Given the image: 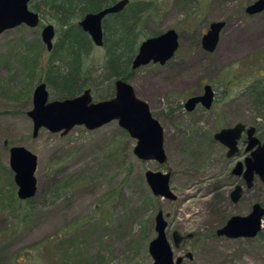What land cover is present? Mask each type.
<instances>
[{"label":"rangeland","instance_id":"1","mask_svg":"<svg viewBox=\"0 0 264 264\" xmlns=\"http://www.w3.org/2000/svg\"><path fill=\"white\" fill-rule=\"evenodd\" d=\"M255 1L201 0L199 5L194 0H134L148 4V38L168 29L181 35L177 55L166 66H144L127 81L164 129L165 164L140 160L133 152L138 141L116 120L92 131L77 126L68 135L41 128L35 138L27 112L33 109L34 90L44 83L50 58L42 27L21 25L0 35V264L15 262L24 249L61 233L62 245L44 247L31 264H154L149 245L157 237L160 211L168 222L175 259L186 264H264V229L251 240L216 236L230 218L250 215L256 203L264 206L259 178L244 189L239 204L232 202V191L242 183L232 169L245 160L246 143L239 144V156L228 159L227 148L214 138L238 123L257 127L248 88L264 83V12L245 13ZM219 20L227 25L216 51L209 54L201 38ZM42 24L58 28L48 17ZM232 47L236 51L231 54ZM105 61L104 47H94L86 60L95 103L105 100L101 96L113 99L116 92L110 87L114 80L101 77ZM206 85L215 89L212 108L201 105L189 113L185 104ZM47 89L49 101H58ZM258 136L264 143V132ZM15 146L38 157V193L29 205L12 202L18 194L10 168ZM148 171L172 173L170 187L177 200L154 196L146 182ZM175 231L186 237L180 248L174 244ZM72 234L79 236L76 243ZM19 262L24 264L25 258Z\"/></svg>","mask_w":264,"mask_h":264},{"label":"water","instance_id":"2","mask_svg":"<svg viewBox=\"0 0 264 264\" xmlns=\"http://www.w3.org/2000/svg\"><path fill=\"white\" fill-rule=\"evenodd\" d=\"M30 2L31 0H0V35L21 25L31 29L41 26V16L30 10ZM129 3L130 0H121L97 13H88L78 22L82 30L91 36L96 47L104 46L103 20L109 15L120 14ZM263 10L264 0H258L248 6L246 13L252 16L262 13ZM224 26L225 22L222 21L212 23L209 32L202 37V48L207 53L216 51ZM41 35L43 44L51 52L57 36L55 25L45 24ZM179 46V34L174 29L147 38L139 47L138 54L132 62V69L138 70L151 64L166 66L167 62L177 55ZM114 87L116 92L113 99L102 100V102H94L91 88L76 98L49 101L47 84L40 83L34 90L33 109L27 112L34 124V137L37 138L41 128L50 130L52 133L68 135L70 130L77 126L84 125L92 131L116 120L124 131L126 130L133 139L138 141L133 152L140 160L167 163L164 129L159 120L153 117L149 104L137 97L135 88L125 80H116ZM214 99L213 86L206 85L203 93L200 96L191 97L185 106L189 113L196 110L199 105L210 110ZM244 134L247 136L245 147L247 157L244 161H238L232 169V175L241 177L244 181V184H238L231 193V200L235 204H239L238 202L244 196L245 186L251 187L255 178H259L264 184V144L256 136L255 127L247 128V125L241 123L235 124V127H225L214 135L215 140L227 148V158L233 159L240 155L239 144ZM37 167L38 157L28 148L15 146L10 149V168L15 174L17 196L22 201L34 198L38 193V181L35 178ZM145 174L146 182L154 196L170 201L177 200V196L170 187L172 173L148 171ZM155 218L157 237L149 245L154 264H186L183 258H174V250L167 239L168 222L163 211L158 212ZM263 223L264 206L256 203L250 215L230 218L224 227L218 229L216 236L251 240L260 236L264 229ZM173 239L175 247L180 248L186 237L175 231ZM188 257L192 258V255L189 254Z\"/></svg>","mask_w":264,"mask_h":264},{"label":"trees","instance_id":"3","mask_svg":"<svg viewBox=\"0 0 264 264\" xmlns=\"http://www.w3.org/2000/svg\"><path fill=\"white\" fill-rule=\"evenodd\" d=\"M119 1L121 0H31L30 10L40 14L41 24L48 17L58 27L54 48L51 52L48 51L50 58L45 65L46 73L43 80L47 87L54 91L56 100L79 97L90 88L92 93L96 90L94 78L91 76L92 71L86 62L96 46L91 36L82 30L78 22L88 13H97ZM147 5V2L135 3L131 0L120 14L109 15L103 20V47L106 54V61L102 68L104 73L101 75L103 81L109 83L118 79L128 81L134 76L136 70L132 69V62L138 54L143 39L149 37L145 20ZM44 25L42 24L41 27L43 28ZM110 87L114 89L113 85ZM248 92L255 105L254 123L256 128L264 132V83L255 82L248 88ZM101 97L109 100L108 97ZM257 119L260 121L257 122ZM17 197L12 198L14 206L29 205L31 202L30 199L22 201ZM26 212L28 216L29 211ZM62 236L63 233L56 234L44 239L41 243L31 245L23 250V255L16 257V261H11L10 264H20L19 261L23 257L24 264H31L32 259L41 257L44 247L62 245L60 241ZM77 237L79 236H74L70 240L76 243Z\"/></svg>","mask_w":264,"mask_h":264},{"label":"flooded vegetation","instance_id":"4","mask_svg":"<svg viewBox=\"0 0 264 264\" xmlns=\"http://www.w3.org/2000/svg\"><path fill=\"white\" fill-rule=\"evenodd\" d=\"M130 1H131V0H130ZM256 1H258V0H256ZM256 1H255V2H256ZM194 2H199V5H200L201 0H194ZM201 3H202V2H201ZM253 3H254V2H253ZM249 6H250V5H249ZM247 8H248V7H247ZM247 8L245 9V13H246ZM263 12H264V10H263ZM263 12H262V13H263ZM262 13H260V14H262ZM246 14H247V13H246ZM260 14H255V15H260ZM247 15H248V14H247ZM255 15H252V16H255ZM249 16H250V15H249ZM219 21H223V22H225V26H224V27L226 28L227 22L224 21V20H219ZM219 21H218V22H219ZM211 24H212V23H211ZM211 24H210V25H211ZM210 25H209V29L206 31V33H205L204 35H206V34L209 32V30H210ZM225 28H224V29H225ZM224 29H223V30H224ZM168 30H169V29H168ZM223 30H222V31H223ZM175 31H177V30H175ZM222 31H221V33H222ZM165 32H166V31H165ZM177 32H178V31H177ZM221 33H220V37H221ZM178 34H179V32H178ZM159 35H160V34H159ZM204 35H203V36H204ZM203 36H202V37H203ZM180 39H181V35L179 34V40H180ZM201 39H202V38H201ZM202 40H203V39H202ZM201 44H202V42H201ZM180 46H181V40H180ZM180 46H179V48H180ZM212 86H213V85H212ZM213 88H214V86H213ZM214 92H215V89H214ZM215 97H216V94H215ZM214 100H215V99H214ZM213 102H214V101H213ZM198 107H201V105H199ZM198 107H197V108H198ZM197 108H196V109H197ZM251 127H254V126H248V125H247V128H251ZM255 128H256V127H255ZM256 130H257V135H256V136H258V134L261 132V130H259L258 128H256ZM220 131H221V130H220ZM242 137H243V138H242V140H241L240 143H242V142L247 143V136H246V134H244ZM258 137H259V136H258ZM261 141H262V140H261ZM262 144H263V142H262ZM246 157H247V155L245 154V158H246ZM245 158H244V159H245ZM232 176H233V175H232ZM233 177H234V176H233ZM234 178H236L238 181H242V183H238V184H244V181H243V179H242L241 177H234ZM236 186H237V185H236ZM245 188L248 189L247 186H245Z\"/></svg>","mask_w":264,"mask_h":264},{"label":"bare ground","instance_id":"5","mask_svg":"<svg viewBox=\"0 0 264 264\" xmlns=\"http://www.w3.org/2000/svg\"><path fill=\"white\" fill-rule=\"evenodd\" d=\"M234 51H236V49H235V47H232V49H231V54H232V52H234Z\"/></svg>","mask_w":264,"mask_h":264}]
</instances>
